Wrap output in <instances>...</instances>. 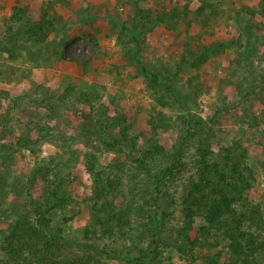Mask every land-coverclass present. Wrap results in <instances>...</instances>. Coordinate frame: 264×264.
Instances as JSON below:
<instances>
[{"label":"rangeland","instance_id":"rangeland-1","mask_svg":"<svg viewBox=\"0 0 264 264\" xmlns=\"http://www.w3.org/2000/svg\"><path fill=\"white\" fill-rule=\"evenodd\" d=\"M133 1L0 0V141L4 139L9 148L5 153L11 155L7 166L0 167V176L8 183H25L35 167L51 165L52 174L64 182L61 191L72 199L64 211L50 215L52 226L65 239L60 251L65 259L80 257L92 245L104 252L103 264H189L191 256L166 243L175 240L183 226L180 203L195 177V142L187 137V112L158 106L157 93L132 62L130 34L143 25L140 19L132 24ZM139 7L147 11L140 47L143 66L185 96L187 110L201 120L203 138L215 149L233 142L247 149L255 177L248 198L264 212L261 0H140ZM16 9H27L33 18L43 11L53 22L50 40L31 52L6 51L14 47L7 46L6 39L7 29L18 26L13 18ZM214 44L229 48L192 68L194 57ZM158 112L164 113L169 125L161 138L168 151H181L182 166L180 173L175 167L174 178L165 179L161 193L155 192L154 177L165 162H147L151 174L137 169L142 155L113 144L119 140V129L112 124L113 119L128 118L131 139L142 146L140 135ZM21 137L31 140L29 149L16 145ZM92 158L106 191L101 200L95 197L96 177L86 168ZM109 180L116 184L110 193ZM30 191L38 196L42 182ZM23 193L19 192L21 201ZM13 198L11 194L9 201ZM106 204L109 216L101 209ZM154 213L159 215V226ZM110 215L122 218V223L110 221L113 233L107 235L99 220ZM202 226L197 219L194 231ZM157 227L162 241L155 248ZM216 243L217 249L226 246L221 237L207 242ZM213 251L196 249L194 263L205 264ZM255 264H264V256Z\"/></svg>","mask_w":264,"mask_h":264},{"label":"trees","instance_id":"trees-1","mask_svg":"<svg viewBox=\"0 0 264 264\" xmlns=\"http://www.w3.org/2000/svg\"><path fill=\"white\" fill-rule=\"evenodd\" d=\"M139 1L132 2L135 9L133 26L140 20L143 23L130 34L133 46L132 62L148 87L157 93L158 106L173 107L181 112H187V137L195 142L192 161L195 177L190 180L186 195L180 203L183 226L178 231L176 239L168 241L166 246L176 249L183 256H191L189 264H195L193 256L196 249L208 247L214 251L205 259V264H255L258 258L264 256V212L260 204L248 198L255 177L248 165L247 149L240 142H233L230 147L215 149L203 138L201 120L187 110L185 96L171 84H166L158 73L143 66L140 47L146 36L147 11L140 9ZM261 6L264 9V0H261ZM15 11L13 18L18 26L15 29H7L6 39L9 43L7 46L12 44L14 47L12 50L5 49L6 51L31 52L35 45H43L50 40L53 22L43 11L35 18L29 16L27 9ZM122 30L126 31L125 25H122ZM227 48L229 47L223 44L211 45L208 51L194 57V61L191 62L192 68H199L208 63L212 57L224 53ZM246 59L248 60L247 56ZM112 124L119 129V140L113 144L126 146L131 148V153L142 155L141 160L137 161V169L145 174H151L147 162L153 163L155 160L165 162L166 165L160 167L158 174H155L157 176L154 177L155 192L161 193L165 179L174 178L182 167L181 151H168L161 138V134L169 130L164 113L158 112L148 120L147 131L140 135L143 147L139 145L138 139H131L128 118L122 116L113 119ZM30 142L28 137H21L17 138L15 143L23 150L29 149ZM0 146V151L4 152L0 155V167H5L11 155L5 153L9 148L5 145L4 139L0 141ZM51 168V165L35 167L32 176L28 177L25 183L20 180L8 183L6 177L0 176V222L5 224L4 229L0 228V264H103L104 252L98 251L92 245L80 257L73 259L62 257L60 251L65 246V239L61 237L60 230H55L52 226L50 215L64 211L72 203V199L61 191L64 182L56 173L52 174ZM86 168L89 174L96 177L93 186L96 200L103 199L106 191L101 174L95 171V158L87 162ZM37 181L42 182V191L35 196L30 190ZM108 187L110 193L115 190L116 184L109 180ZM21 191H24L22 201L19 196ZM11 194L14 198L9 201ZM3 204L9 208H4ZM108 207L109 204H106L101 209L109 216ZM154 214V220L159 226V215ZM197 219L203 223L198 233L194 231ZM113 220L117 224L119 221L122 223V218L115 215H110L106 221L99 220L104 234L113 233L110 223ZM63 222H68V219H63ZM88 229L87 233H90ZM158 230L159 227L156 229L158 237L155 248L162 241ZM212 237H221L226 246L217 249V243L208 245L207 242ZM204 243L207 246L203 247Z\"/></svg>","mask_w":264,"mask_h":264}]
</instances>
